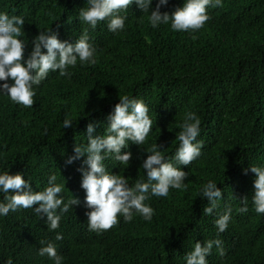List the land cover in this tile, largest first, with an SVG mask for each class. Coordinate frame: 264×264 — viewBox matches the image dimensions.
Segmentation results:
<instances>
[{
    "label": "trees",
    "instance_id": "1",
    "mask_svg": "<svg viewBox=\"0 0 264 264\" xmlns=\"http://www.w3.org/2000/svg\"><path fill=\"white\" fill-rule=\"evenodd\" d=\"M85 0H0V11L24 18L22 38L52 28L58 38L75 40L87 27L76 18ZM156 0H153V7ZM183 0H169L161 11H173ZM209 19L195 32L173 31L169 25L152 28L133 3L126 13L125 29L112 33L107 21L88 29L97 49L96 63L77 65L71 75L48 76L37 88L33 105L25 108L0 97V171L23 173L34 191L47 186V177L64 183L66 202L78 197L79 205L61 214L57 229L49 231L44 217L20 208L0 217V264H53L38 255L51 242L64 258L62 264H185L184 256L196 240L219 238L224 255L215 246L208 264H264V214L251 203L254 174L249 165H264V0H221L206 8ZM142 99L153 120L143 145L130 144L127 168L107 159L106 169L127 177L129 184L144 176L139 168L153 143L171 159L175 139L187 111L200 119V156L188 166L185 189H169L167 197L149 196L150 221L134 214L107 230L87 227L84 192L79 187V162L65 165L73 143H85L89 119L99 121L103 133L106 116L118 95ZM91 113L90 117L86 116ZM66 114L77 120L63 129ZM123 151V149H122ZM209 179L221 188L222 199L209 215L199 189ZM248 197L247 211H238L240 198ZM0 194V199H2ZM35 207V205H34ZM231 208L227 228L217 234L214 220ZM61 239H56V234Z\"/></svg>",
    "mask_w": 264,
    "mask_h": 264
},
{
    "label": "clouds",
    "instance_id": "2",
    "mask_svg": "<svg viewBox=\"0 0 264 264\" xmlns=\"http://www.w3.org/2000/svg\"><path fill=\"white\" fill-rule=\"evenodd\" d=\"M135 4L142 14L146 15L152 28L169 25L173 31L195 32L202 28L209 19L206 8L221 5V0H183L182 5L173 11H161L169 0H85L84 6L76 13V18L86 25L80 35L71 42L58 38V32L47 28L40 30L31 39V49L25 54L28 42L22 38L24 18L9 15L0 11V97L6 96L15 104L29 108L33 105V97L37 88L45 80L49 72H56L59 77L70 76L69 69L85 63H96L97 49L90 42L88 29H95L101 21H107V29L112 33H120L125 29L126 13L130 5ZM148 106L142 99L127 94L118 95V102L106 116L107 123L103 133L96 131L99 121L89 119L85 125V143H73L72 152L64 160V164L79 162L76 171L80 174L79 187L84 192L83 203L88 211L87 227L90 231L107 230L117 223V214L124 221H131L138 214L145 221H150L153 208L145 201L149 196L167 197L169 189H185L188 172L180 166H188L201 154L202 143L196 137L200 132V119L196 113L187 111L179 124L180 131L175 139L179 144L171 159L162 154V145L150 144L145 152L139 168L144 176L129 184L126 176L108 171L104 161L111 159L127 168L132 153L128 151L130 144L143 145L146 141L153 120L150 118ZM91 113L86 116L90 117ZM72 115L66 114L62 120L63 129L75 126ZM123 149V151H122ZM254 174L252 180L251 203L257 214H264V165H249L243 172ZM23 173L9 170L0 171V217L10 211L28 208L39 218L44 217L49 231L57 229L61 214L69 206L79 205L80 199L71 196L66 202L60 195L65 186L57 182V176L47 177V186L43 190L34 191L30 179L23 178ZM221 188L215 180L209 179L199 189V197L207 200L203 213L209 215L222 199ZM240 212L247 211L248 197L240 198ZM35 205V207H34ZM231 208L214 220L217 234L228 226ZM59 233L56 239H61ZM38 255L49 257L53 264H62L63 257L51 242L41 241ZM215 246L220 256L224 255L223 242L214 238L203 241L196 240L185 256V264H208L206 259ZM6 264H12L9 259Z\"/></svg>",
    "mask_w": 264,
    "mask_h": 264
}]
</instances>
